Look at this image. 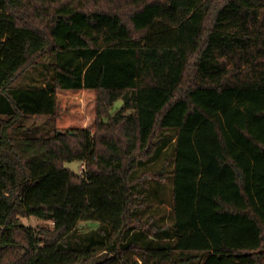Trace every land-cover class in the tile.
I'll return each instance as SVG.
<instances>
[{
  "label": "trees",
  "instance_id": "obj_1",
  "mask_svg": "<svg viewBox=\"0 0 264 264\" xmlns=\"http://www.w3.org/2000/svg\"><path fill=\"white\" fill-rule=\"evenodd\" d=\"M166 177L171 226L140 214ZM149 260L264 264V0H0V264Z\"/></svg>",
  "mask_w": 264,
  "mask_h": 264
},
{
  "label": "rangeland",
  "instance_id": "obj_2",
  "mask_svg": "<svg viewBox=\"0 0 264 264\" xmlns=\"http://www.w3.org/2000/svg\"><path fill=\"white\" fill-rule=\"evenodd\" d=\"M50 59L43 57L40 63L36 67L29 68V71L20 78H18L14 83V87H21L30 84H42L45 81V67ZM121 100H117L114 103V106L111 108V114L115 113L121 106ZM106 118H104L105 120ZM20 124L23 126L22 130L17 133H13L15 136H48V130L52 127V119L47 116H29L24 117L20 121ZM12 133V132H10ZM164 137L160 139V143H165V151H162L161 154L151 163L141 167L138 165L136 168V173H141L143 169L146 171H154L155 169H160L162 165H166V174L170 175L173 171V146L175 141V130L167 129L163 131ZM165 140V141H164ZM65 167L71 169L74 173L79 174L81 172V161L72 160L64 162ZM152 184V185H151ZM150 189L147 190V201L148 204L140 213L141 216L146 217L148 214L155 215L158 217V220L161 223L172 225L173 215H172V191H171V179L166 177L161 183L152 181ZM20 221L33 229L38 228L42 225L52 226L50 220H42L35 216H19ZM96 222L92 221H81L77 224V230L79 232H87L91 229L97 227ZM141 264H166V263H154L152 260L141 262Z\"/></svg>",
  "mask_w": 264,
  "mask_h": 264
},
{
  "label": "built area",
  "instance_id": "obj_3",
  "mask_svg": "<svg viewBox=\"0 0 264 264\" xmlns=\"http://www.w3.org/2000/svg\"><path fill=\"white\" fill-rule=\"evenodd\" d=\"M81 165H82L81 170H83V168H84V162L83 161H81Z\"/></svg>",
  "mask_w": 264,
  "mask_h": 264
},
{
  "label": "crops",
  "instance_id": "obj_4",
  "mask_svg": "<svg viewBox=\"0 0 264 264\" xmlns=\"http://www.w3.org/2000/svg\"><path fill=\"white\" fill-rule=\"evenodd\" d=\"M147 200V199H146ZM148 204H146V206H147ZM144 210H145V208H144ZM141 214V213H140ZM148 215H152V214H148ZM148 215H146V216H148ZM152 216H154L155 218H157L158 219V217H156L155 215H152Z\"/></svg>",
  "mask_w": 264,
  "mask_h": 264
}]
</instances>
